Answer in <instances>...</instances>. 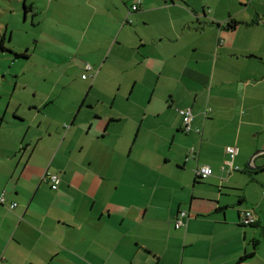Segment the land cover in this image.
<instances>
[{"label": "crops", "instance_id": "crops-1", "mask_svg": "<svg viewBox=\"0 0 264 264\" xmlns=\"http://www.w3.org/2000/svg\"><path fill=\"white\" fill-rule=\"evenodd\" d=\"M263 6L264 0H46L39 42L59 61L61 80L30 104L29 114L15 112L19 124H10L7 110L0 114L5 264H185L203 257L204 264H224V239L207 227L222 226L230 207L223 189L227 147L237 149L234 170L244 171L247 160L264 164ZM232 19L240 24L226 28ZM87 64L98 72L83 78ZM76 83L79 89L69 86ZM63 89L65 103L58 100ZM93 90L110 91L109 110L99 108L105 96L89 100ZM188 107L194 118L186 132L179 109ZM246 125L254 144L242 141ZM231 126L240 137H227ZM202 164L213 168L212 182H223L220 194L204 195L214 184L197 185ZM46 172L59 175L57 188ZM249 208L257 221L250 225L262 226L264 211L253 203L237 210L239 222ZM178 218L184 226L176 227ZM243 254L228 259L241 264Z\"/></svg>", "mask_w": 264, "mask_h": 264}, {"label": "rangeland", "instance_id": "rangeland-1", "mask_svg": "<svg viewBox=\"0 0 264 264\" xmlns=\"http://www.w3.org/2000/svg\"><path fill=\"white\" fill-rule=\"evenodd\" d=\"M46 0H0V44L4 38V45L6 50H3L0 45V114L7 110V119L10 124L13 122L18 123L21 121V117L15 116V112L22 114H29L31 112L30 104L37 101L38 98L42 99L43 92H50L53 81L55 79L61 80L57 64L51 60L52 56L47 50L46 46H43V42L40 41L43 28H41L40 10ZM25 4L31 9L25 10ZM240 4V2H239ZM264 12V6L261 8ZM259 34L264 35L262 28L259 29ZM39 42V46L37 44ZM29 52V56L17 58L13 52ZM53 61V62H52ZM51 63V64H50ZM49 66H48V65ZM59 64V63H58ZM98 72V71H97ZM95 73V75L97 74ZM88 77H92L89 71L85 72ZM57 76V77H56ZM58 88L62 89L64 84L57 83ZM79 89L81 85L76 83L75 85H69ZM70 88V89H72ZM36 90V92H35ZM65 93L58 100L62 103L69 101V96L66 90ZM85 96V94H84ZM105 96V103H100L99 108L103 110H109L112 107V99L110 91L105 93L93 90L89 100L95 102L99 97ZM109 97V98H108ZM143 98L144 95H143ZM117 106H120V101L116 102ZM85 109L89 108L86 105ZM241 112H245V107H240ZM20 118V120H19ZM2 122L0 115V123ZM6 123V122H5ZM19 124V123H18ZM247 125L243 126V133L241 135L244 144H254L255 134H249L246 131ZM9 124H5V132L8 131ZM234 128L228 127L227 137L232 139L233 137H240L235 133ZM6 134V133H5ZM135 138V137H134ZM234 146V145H232ZM169 147V146H168ZM227 156L225 159H228ZM255 163L254 166L247 163L244 165V171L232 170L228 173V170L224 168V204L229 203L230 207L226 209L228 214L224 215V224L222 226L207 227L208 231L215 236L216 239H224V264H233L228 258L232 257L233 252L244 253L245 247L249 246L250 250H253L254 241L260 239L261 242L256 248L254 256L245 258L241 264H263L261 260L264 259V242L263 234L261 233V227L264 226V220L259 225H243L239 222V216L237 210L244 209L255 204L258 207L259 214L264 211V169L254 171L252 167L260 166L263 163ZM201 160H206L204 154L201 155ZM264 162V161H263ZM169 165L168 169L172 170L173 167ZM235 165V164H234ZM237 167V165H235ZM232 174V175H231ZM231 175V176H230ZM211 177L201 179L197 185L214 184L215 187L205 190L204 195L208 196V190L215 189L220 194L219 181H211ZM154 179L153 176H151ZM254 178V179H251ZM197 187V186H196ZM246 190L248 197L243 194ZM241 195H245L247 200L240 204L238 203ZM259 198L257 201L249 199L250 197ZM262 199V202L260 200ZM260 201V202H259ZM264 219V214H263ZM220 251V247L218 248ZM217 251H214L216 254ZM205 257L195 258L194 260H187L185 264H195L196 261L199 264H204Z\"/></svg>", "mask_w": 264, "mask_h": 264}, {"label": "built area", "instance_id": "built-area-1", "mask_svg": "<svg viewBox=\"0 0 264 264\" xmlns=\"http://www.w3.org/2000/svg\"><path fill=\"white\" fill-rule=\"evenodd\" d=\"M137 8H138L137 4L133 5V9H137ZM86 70L87 71H94L92 65H90V64L86 65ZM96 72L97 71L92 72L91 75L92 76L95 75ZM82 76H83V78H86L88 76V74L85 73ZM208 111H211L210 107H207L205 109V112H208ZM179 112L183 117L184 130L186 132L190 131L192 129V120L194 118V114L192 112V109L189 107L183 108V109H179ZM197 131L202 132V129H197ZM227 152L229 153L230 157L228 159L224 160L222 168L223 169L226 168L228 170V173H231V171L235 169L234 158H235V155L237 154V149L234 146H228ZM190 153L193 157L196 156L195 148H191ZM212 174H213V168L210 165L202 164L196 168V176L197 177L207 178V177L211 176ZM44 178L50 179L52 181V187L53 188H57L59 183H60V180H61L58 174L50 173V172H48V173L46 172V174L44 175ZM5 202H6V197L2 194L0 196V203L4 204ZM16 206H17L16 202H13L10 204V208H15ZM186 214H187L186 210L180 211L181 217L185 216ZM242 221L245 224H251V223H254L256 221L255 214L251 208L246 209L243 212ZM175 225H176V227H181V226H184L185 223L183 222L182 219L178 218L175 221ZM2 259H4L3 254H0V261Z\"/></svg>", "mask_w": 264, "mask_h": 264}, {"label": "trees", "instance_id": "trees-1", "mask_svg": "<svg viewBox=\"0 0 264 264\" xmlns=\"http://www.w3.org/2000/svg\"><path fill=\"white\" fill-rule=\"evenodd\" d=\"M32 7H29L28 8V6L25 4V10L27 11L28 9H31ZM240 24V22L239 21H237V20H234V19H232V21H230L229 23H227L226 24V28H228V29H235L238 25ZM4 38L2 39V41H1V48L3 49V50H6V47H5V45H4ZM14 54H15V56L18 58V57H25V58H27L30 54H29V52L28 51H25V52H13ZM262 169H264V168H260V170H262ZM254 171H257V170H254ZM197 179H199V178H201V179H203L202 177H196ZM244 212V211H243ZM243 214V213H242ZM257 222V221H256ZM255 222V223H256ZM243 224H245V223H243ZM246 225V224H245ZM258 245V241L257 240H255L254 241V248L256 247ZM254 250H251V251H247V252H245L241 257H240V259H239V263L240 262H242L245 258H248V257H250V256H252L253 254H254ZM2 254V253H1ZM6 263V261H5V258L4 259H2L1 261H0V264H5Z\"/></svg>", "mask_w": 264, "mask_h": 264}, {"label": "water", "instance_id": "water-1", "mask_svg": "<svg viewBox=\"0 0 264 264\" xmlns=\"http://www.w3.org/2000/svg\"><path fill=\"white\" fill-rule=\"evenodd\" d=\"M251 168H253L254 170H257V169H260V168H264V164L263 165H260V166H257V167L256 166L255 167H252L251 166Z\"/></svg>", "mask_w": 264, "mask_h": 264}, {"label": "clouds", "instance_id": "clouds-1", "mask_svg": "<svg viewBox=\"0 0 264 264\" xmlns=\"http://www.w3.org/2000/svg\"><path fill=\"white\" fill-rule=\"evenodd\" d=\"M252 224V223H251Z\"/></svg>", "mask_w": 264, "mask_h": 264}]
</instances>
